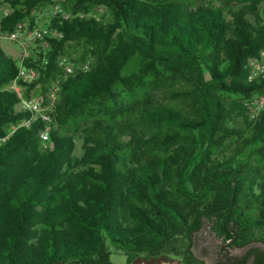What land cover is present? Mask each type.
Masks as SVG:
<instances>
[{"label": "trees", "instance_id": "16d2710c", "mask_svg": "<svg viewBox=\"0 0 264 264\" xmlns=\"http://www.w3.org/2000/svg\"><path fill=\"white\" fill-rule=\"evenodd\" d=\"M51 3L0 0V32L31 29ZM61 7L48 25L62 37L20 59L38 72L25 97L46 100L57 84L48 143L40 117L0 141V264H116L108 247L122 264H203L190 247L206 218L229 246L264 240V111L251 116L248 101L264 93V77L248 79L264 49V0ZM61 58L88 68L60 79ZM18 68L0 47V137L32 116L7 87ZM228 139L232 153L215 156Z\"/></svg>", "mask_w": 264, "mask_h": 264}, {"label": "built area", "instance_id": "2783aa9c", "mask_svg": "<svg viewBox=\"0 0 264 264\" xmlns=\"http://www.w3.org/2000/svg\"><path fill=\"white\" fill-rule=\"evenodd\" d=\"M61 1L63 0H52L51 5L41 11L38 12V20L36 24L29 30V32L25 33V29L27 23H24L20 27L14 29L13 31L6 33L8 38L11 40H18L23 38L24 35L31 40H41L44 47L48 46L47 40L43 39L46 37H62V32L58 31L55 28H52L48 25L49 18L56 14L62 12ZM9 12V8L6 4L0 5V19L7 15ZM43 19V22L40 20ZM26 24V25H25ZM27 56V55H22ZM21 57V58H22ZM60 64L63 66V74L60 76V79H64L67 75L72 74L74 72V67L69 61L65 58L60 59ZM81 69H87V64H82L80 66ZM249 74L248 79L252 80L257 77H264V49L259 53V56L256 58H251L249 60ZM38 77V72L34 67H24L19 61V68L16 77L7 85L8 88L13 89L17 96L19 97L18 106L21 109L28 110L32 112L31 119H23L18 124H14L10 126L9 131L3 137H0V141H5L9 138V136L20 126H28L31 120L40 117L44 121V126L38 132V136L41 140V145L45 147L48 143L49 135L48 131L50 128V123L52 122L51 112L54 108V102L56 99V91L57 84H55L47 93L46 100L42 97V95H36L30 93L29 96L25 97L23 95V84L30 83ZM58 83V80H57ZM249 103H251L254 107V110L251 113V116L256 114V111H264V93L254 95L250 98Z\"/></svg>", "mask_w": 264, "mask_h": 264}, {"label": "rangeland", "instance_id": "374dc122", "mask_svg": "<svg viewBox=\"0 0 264 264\" xmlns=\"http://www.w3.org/2000/svg\"><path fill=\"white\" fill-rule=\"evenodd\" d=\"M205 1L207 2L209 0H191V2L196 5ZM212 1L217 3L218 0H212ZM221 1L224 2L225 0H221ZM101 10L102 9H100V12ZM247 18L253 20V16L251 14H247ZM40 22H43V19H41ZM29 30L30 29L28 28V26H26L25 33L29 32ZM42 46L43 44L41 40L30 41L26 37V35H24L23 38L14 41L9 39L6 33L0 32V47L7 55L13 57L16 60L17 64H19L22 55H29L35 50H37L38 47L42 48ZM68 61L70 64H72L74 68H80L81 66V63H72L70 60ZM153 96L154 99L160 101L166 99L165 92L160 90L154 91ZM74 141L76 145L75 153L77 155H80L81 153L80 133L74 134ZM226 143L227 144L225 146L221 147L219 150L215 152V156L220 157L222 154L228 155L232 153L233 144L231 143V140L228 139ZM211 227H212V223L209 222V220L206 218L204 219L203 224L201 225L199 230L194 232L192 235V244L190 249L192 250L193 254L196 257L204 261V264H215L217 251L221 248V246L226 247L229 246V244L231 243V240L223 241L221 240V238L217 237L215 233L211 230ZM262 234L264 235V233ZM247 246H258L264 250V240L254 239L248 245H246V247ZM246 247L243 248L233 247L231 248V253L236 255L242 254L243 250ZM107 258L113 263L122 264L124 263L126 256L123 255L120 251L112 247H108ZM133 264H151V263H146L145 261L140 260ZM156 264H179V262L177 259H167L165 261H161Z\"/></svg>", "mask_w": 264, "mask_h": 264}, {"label": "flooded vegetation", "instance_id": "af4514ba", "mask_svg": "<svg viewBox=\"0 0 264 264\" xmlns=\"http://www.w3.org/2000/svg\"><path fill=\"white\" fill-rule=\"evenodd\" d=\"M233 247L243 248V247H246V245H244V246H226V247L221 246V248L217 251L215 264H232L231 262H236L237 260H238V262H237L238 264H242L241 263L242 260H244V262H245L243 264H255L256 259H257L256 258L257 254L259 252L263 253V256H264V250L258 246H247L243 250V253L239 254V255L231 253V248H233ZM226 254H227V257H225ZM203 264H204V261H203Z\"/></svg>", "mask_w": 264, "mask_h": 264}]
</instances>
